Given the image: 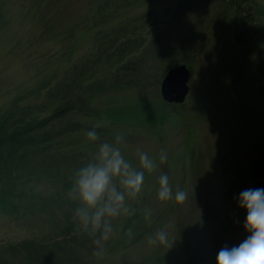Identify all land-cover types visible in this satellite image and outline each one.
Segmentation results:
<instances>
[{
	"label": "rangeland",
	"instance_id": "obj_1",
	"mask_svg": "<svg viewBox=\"0 0 264 264\" xmlns=\"http://www.w3.org/2000/svg\"><path fill=\"white\" fill-rule=\"evenodd\" d=\"M250 1L0 0V122H37L69 107L56 128L76 129L66 128L47 154H66L61 162L79 156L82 166L96 148L86 131L107 119L97 129L101 141L123 132L122 152L134 165L137 149L157 159L134 215L115 224L102 257L93 246L84 264H216L221 248L249 235L239 194L264 188V0H254V11ZM122 42L125 55L110 59ZM184 63L190 93L169 104L161 82ZM165 173L173 193H188L184 204L158 200ZM53 214L0 213V251L13 259L10 244L57 235L61 220L54 225ZM161 228L169 245H150Z\"/></svg>",
	"mask_w": 264,
	"mask_h": 264
},
{
	"label": "trees",
	"instance_id": "obj_2",
	"mask_svg": "<svg viewBox=\"0 0 264 264\" xmlns=\"http://www.w3.org/2000/svg\"><path fill=\"white\" fill-rule=\"evenodd\" d=\"M234 3L238 5L240 14L242 6L237 1ZM249 5L254 6V11L256 5L254 0H251ZM3 15L0 5V21ZM128 45L127 42H122L109 58L117 57L116 59L120 61V56L125 55ZM120 67L121 70L123 66ZM120 70L117 71L113 84L121 82ZM76 81L77 79H74L73 84L67 88L71 90ZM68 108H58L52 118L37 122H16L17 119L6 123L0 122V213L14 219H26L29 213L46 208L54 213L52 216L54 225H59L61 220L59 233L50 239L40 241L25 239L7 246L14 260L0 251V264L87 262V251L91 250L93 245L87 237L78 233L73 221V212L77 205L67 197L71 178L81 167L76 163L80 157H72L70 161L66 159L61 162L66 158L64 157L66 154H63V157L57 156L60 154H47L51 145L62 137L66 128L74 125L73 130L76 129L74 123L66 124L67 126L59 125L56 128L61 117L69 111ZM55 119L57 121L49 126V121ZM62 163L68 167L66 169L61 167ZM73 166L75 168L72 169ZM49 189H54L52 195L48 194Z\"/></svg>",
	"mask_w": 264,
	"mask_h": 264
},
{
	"label": "clouds",
	"instance_id": "obj_3",
	"mask_svg": "<svg viewBox=\"0 0 264 264\" xmlns=\"http://www.w3.org/2000/svg\"><path fill=\"white\" fill-rule=\"evenodd\" d=\"M107 119L98 120L86 131L87 141L96 148L91 157L79 167L71 178L67 197L77 206L73 221L81 236L87 237L94 246V255L102 257L108 242L116 232L115 224L134 215L132 203L138 202L145 189V173L158 167L157 159L137 149L138 166L125 157L122 146L126 134L116 132L113 141H101L97 129L106 127ZM100 141L98 144L97 142ZM159 164L168 160L161 149ZM157 198L162 202L174 200L184 204L188 193L177 188L173 193L168 175L159 177ZM238 206L246 210L245 230L249 233L238 246H225L216 257V264H264V188L246 189L239 194ZM145 219L151 222V211L146 210ZM134 237L132 229L125 233ZM150 245H169L166 228L156 231L148 238Z\"/></svg>",
	"mask_w": 264,
	"mask_h": 264
},
{
	"label": "water",
	"instance_id": "obj_4",
	"mask_svg": "<svg viewBox=\"0 0 264 264\" xmlns=\"http://www.w3.org/2000/svg\"><path fill=\"white\" fill-rule=\"evenodd\" d=\"M189 78L190 70L187 64L170 68L161 83L163 99L168 103H184L190 92Z\"/></svg>",
	"mask_w": 264,
	"mask_h": 264
}]
</instances>
